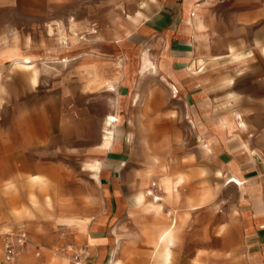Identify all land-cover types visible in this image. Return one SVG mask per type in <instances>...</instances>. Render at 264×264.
I'll list each match as a JSON object with an SVG mask.
<instances>
[{"label":"rangeland","instance_id":"obj_1","mask_svg":"<svg viewBox=\"0 0 264 264\" xmlns=\"http://www.w3.org/2000/svg\"><path fill=\"white\" fill-rule=\"evenodd\" d=\"M168 1L13 0L11 6L0 8V264H19L23 255L30 258L31 264H56L57 258H64L70 264L79 261L84 264L88 249L83 237L65 219L83 218L87 211L104 208L103 187L107 185L97 182L88 164L104 158L105 153L101 151L103 111L111 101L114 105L115 93L110 90L105 93L106 88H91L80 58L68 63L55 58V49L62 44L61 37L65 35L70 43L71 37L77 34L85 51L112 56L101 47L105 43L100 39L104 29L124 37L126 30L135 26L128 15H135L139 10L150 15ZM198 3L207 27L203 35L194 39H205L212 53L219 54L209 56V70L213 74L220 64V81H215V86L225 90L230 86L229 81L233 83V103L214 104L212 111L215 113L218 106L222 111L234 112L255 105L254 122L259 131L255 138L257 144L264 145V135H260L264 133L261 116L264 112V0H198ZM195 6L190 7L188 15ZM119 45L123 47L122 43ZM15 48L22 55L31 52L36 55L26 58L31 63L16 66L18 56L9 51ZM152 53L155 58L158 49ZM113 57L116 61L122 59L126 67V56L118 60ZM217 57L219 63L214 62ZM31 64L36 66L33 69L23 66ZM35 68L38 76L34 81ZM139 78L141 88L134 92L147 96L146 112L166 116L144 120L142 127L136 126L138 131H131L128 162L125 171L120 173L117 188L132 204L135 195L145 191L143 173L149 167V157L156 156L164 178L181 181L176 188V202L166 201V209L159 218L163 224L174 218L180 225L173 264H252L250 259L258 254L252 250L257 246L264 255V240L256 244L257 235L250 237L242 231L237 185L228 184L224 175L219 176L216 157L203 153L198 131L171 128L170 109L183 116L184 107L174 99L160 74L150 72ZM226 94L222 92L223 96ZM222 118L220 126L227 129ZM226 132L223 142L227 148L235 135L228 129ZM217 137L220 143V135ZM235 144L230 146L232 153L239 150ZM262 149L264 155V146ZM229 166L238 172L233 163ZM33 175L42 176L45 183H34ZM160 178V173H156L151 181L157 185L146 186L166 197L168 189ZM151 200L148 195L142 203ZM196 204L200 207L193 209L192 205ZM39 211L44 214L41 218ZM31 214L33 228L38 223L43 230L28 229L26 221ZM112 216L115 228L111 238L115 249L125 252L127 246L128 258L123 264H147L142 259L144 241L135 235L136 226L131 217L125 211L117 213L115 207ZM81 222L85 227L86 222ZM20 232L27 234V242L17 247L16 256L10 261L5 243L15 242ZM50 242L53 252L45 248ZM253 264H264V260Z\"/></svg>","mask_w":264,"mask_h":264},{"label":"crops","instance_id":"obj_2","mask_svg":"<svg viewBox=\"0 0 264 264\" xmlns=\"http://www.w3.org/2000/svg\"><path fill=\"white\" fill-rule=\"evenodd\" d=\"M12 1L0 0V8L11 6ZM195 4H199L198 0H170L150 15L145 14L142 10H139L135 15H128L135 26L132 29L130 28L128 33L127 29L124 37L116 36L109 29H104L100 39L104 40L105 43L101 44V47L102 49H107L112 54L109 57L85 51L77 35L72 36L73 45L71 47H67V45H63L62 43L55 49V58L61 62L68 63L78 58L81 59L80 66L85 62H97V66L107 82L104 84L97 81L94 82L92 77L83 70L89 76L91 88L94 87L95 90L97 88H106L105 93L108 90L115 93L114 105H112L113 103L111 101L104 108L103 113L105 118L102 130L103 134L104 131H113L114 143L107 150L103 148L101 143V151L105 155L103 159H95L102 161L99 169H91L88 166L93 171L97 182L102 184V186L107 185L103 187L104 208L96 211H87L83 218H76L77 220L85 221V227L78 224H74L76 226L73 225L75 228L74 232L83 237L84 244L88 249V255L84 264H113V259L117 257H120L123 261L128 258L127 246L125 252H119L115 249L113 239L111 238V231L115 228V221L112 216L114 207L117 213L125 211L131 217L132 223L136 226L135 235H138V224L140 222L146 223L152 221L148 216H140L135 208V200L138 195L143 194V199L148 196L146 194L148 186L144 185L143 179L142 185L146 189L135 195L132 204L129 202V198L124 195L123 191L117 188L120 173L125 171L124 169L128 162L126 156L131 148V139H133L131 131H138L136 126L142 127L144 120L162 119L166 116L165 113L160 112L153 113V115L148 114L144 108L147 103V96H143L139 91L134 92V89L141 88V80L139 77H145L150 72L160 74L163 82L168 84L170 93L174 96V99L178 100V103L184 107L183 116H179L177 112H172L173 110L171 109L168 113L170 126L171 128L174 126V131H182L183 128L184 131H198L201 146L207 141L208 134L215 133L217 136L220 135V143L218 141L213 147L216 154L214 152L206 153L203 149L202 151L207 156L216 157L219 176H225L224 173L228 169L229 164L233 163L236 166L241 178L245 181L243 188H240L236 184L239 199L238 216L242 231L250 237L257 235L258 242L256 244L264 240V203L262 202L264 200V188L260 187L261 185L264 186V160H259L253 155H250L240 137H234L229 140L226 148L223 138L227 136V129L220 126L221 117L227 114L239 113L247 124L246 131H243L241 137L248 138L251 149L258 152L263 151L262 147L264 145L257 144V139L255 138L259 132L254 122L257 117V109L254 105L245 110L231 112L222 111L221 106H218L215 113L212 111L214 104L222 105L228 104V102L233 103V83L229 81L230 86L225 90L215 86L214 82L220 81V64H217L216 74H213L212 72L214 71L209 70V56H217L219 54L212 53V49L206 45L205 39L202 38L197 41L194 39V37H199L198 35H203L204 31L202 29H198L197 27L193 28L192 31L187 29V24L189 23L188 11ZM140 12L142 13L141 15H139ZM198 16L199 20L207 27L201 12H199ZM120 43H122L123 47L119 45ZM156 48L158 49V53L153 58L152 52ZM9 51L13 53L11 55L18 56L15 59L16 66H20L23 63H31L26 58L30 56L34 57L35 55L32 52L27 55H22L17 48L10 49ZM123 55L126 56V67L118 65L117 63L118 61L122 63V59H118ZM162 55L166 59L161 63L160 58ZM113 56L118 57V61ZM148 59L164 65V69L155 72L151 69L149 63H147ZM215 61L219 63L220 58L217 57L214 59ZM36 64L33 66L27 65V68L33 69ZM164 73L168 76V80L178 87L179 90L176 94L173 93L171 85L163 79L162 75ZM131 74L136 75V78H132ZM117 75H119V79L115 78ZM223 91L227 93L225 96L222 95ZM111 115H117L118 121L115 124L107 123V119ZM261 116L264 118V112L261 113ZM181 120H184V123H180ZM260 135L263 136L264 133ZM233 142L239 148L234 153L230 150ZM262 157L264 158V155ZM150 168H152L150 177L151 185L156 183L151 181V178L156 173H160V181L163 186L169 187L171 192L177 195L176 188L181 181L177 182L172 177L166 180L158 163L153 167L150 166ZM150 168L148 167L147 170ZM33 181L41 184L45 183V179L40 175H33ZM39 212V218L43 217V212ZM26 223L31 232L34 229L37 231L43 230L38 223L33 228L34 219L32 214ZM179 230L180 225L170 245L172 250V264L174 247ZM133 241L132 239L131 242ZM143 241L144 246L147 245L144 238ZM45 248H48L51 252L54 251L52 250L51 242ZM258 248L260 247L257 246L256 249L252 250L258 251V254L250 259L252 264L264 260V255ZM142 259L144 263H148L149 256L144 255ZM31 263L32 261L27 255H23L19 260V264ZM55 263L70 264L64 258H57ZM153 263L154 260L149 262V264ZM36 264H43V262H37Z\"/></svg>","mask_w":264,"mask_h":264},{"label":"bare ground","instance_id":"obj_3","mask_svg":"<svg viewBox=\"0 0 264 264\" xmlns=\"http://www.w3.org/2000/svg\"><path fill=\"white\" fill-rule=\"evenodd\" d=\"M199 7H200V4H197L195 6V8L191 9V11L189 12V15H188V22L189 23L187 24V28L189 31H192V29L195 27H197L198 29H202V31H204L206 29V26L204 25V23L202 21H200L198 18L199 17L198 15L200 12ZM129 31L130 30L128 29L127 33ZM75 35H77V34H75ZM61 39H62L61 42L65 45H67V47H71L73 45V37H71L70 43L66 41L65 35L62 36ZM160 59H161L160 62L162 63L164 61V57L161 56ZM26 61H28V60H26ZM117 63H118V65H122L121 61H118ZM147 63H149L151 69L154 70L155 72L159 71L161 69H164V65H161L160 63L158 64L157 62L151 61L150 59H148ZM23 66H25V65H23ZM81 67L89 76L92 77L94 82L97 81L101 84H104L105 82H107L106 78L103 77V75L101 74L99 67L97 66V62H85L81 65ZM142 69H143V67H142ZM37 72H38L37 68L34 69V74H33V80L34 81L36 80V77L38 76ZM162 77H163V79H165L169 83V85H171L173 93H177L178 87L168 80V76L165 75V73H164V75H162ZM115 78L119 79V75H117ZM234 112H236V111H234ZM222 119H223L224 126L230 131V133L235 135V137H240L242 143L244 144L247 152L250 155H253L254 157H256L259 160H264V158L262 157V155L260 153L261 151L258 152L256 150L251 149L248 138L241 137L243 131H246L247 124L245 123V121L243 120V118L241 117V115L239 113L228 114L226 116H223ZM117 121H118L117 115H111L107 119V123H109V124H115ZM112 133H113V131H110V130L104 131L102 146L106 150L110 149L114 143V136L112 135ZM206 139H207V141L204 142L201 147H202L204 152L213 153L214 152L213 147L218 142V137L214 134L213 135L208 134V137ZM149 163H150V166L153 167L155 164H157V157L151 155L149 157ZM101 165H102L101 160H93L92 162H89V164H88V166L91 169H99L101 167ZM150 166H149V168H150ZM151 170H152V168H150L149 170H146L143 173V176L146 177V179L144 180L145 186H146V184L150 183V179H148V178L151 177ZM224 174L226 176V182L227 183H235L240 188L244 187L245 181L243 178H241L240 174L234 169V166H229ZM36 178L39 179V177H37V176H36ZM31 179H33V178H31ZM40 180H43V179H40ZM260 187L262 188L263 185H261ZM167 189H168V195L165 197V196H160V195L155 194L153 192V190L148 187V189L146 190V194L151 195L152 200L149 201L148 203H142V200L144 197L143 194L138 195L136 200H135V208L138 211V214L140 216L141 215L142 216H148L150 218V220H152L151 222H146V223L140 222L138 224V227H139L138 235L141 236L142 239L144 238L145 242L147 244V245H145L144 253L147 256L150 255V258H149L147 264H149V262L152 260H154L153 264H172V259H171L172 250H171L170 245L172 244V242L176 236L179 224H177V219H174V218L172 219V221L170 223L163 224L160 222L159 218L162 216V214L164 213V210L166 209L165 208V202L166 201L169 203L176 202L178 196L174 195L171 192L169 187H167ZM198 206H199V204L192 205V208L196 209V208H198ZM168 214L170 215L171 211H169ZM65 222L67 225L72 226V227L74 224L82 225L81 220H79V219L77 220L74 218H66ZM74 226H76V225H74ZM123 262H124L123 259H121L120 257L113 259V264H123Z\"/></svg>","mask_w":264,"mask_h":264},{"label":"built area","instance_id":"obj_4","mask_svg":"<svg viewBox=\"0 0 264 264\" xmlns=\"http://www.w3.org/2000/svg\"><path fill=\"white\" fill-rule=\"evenodd\" d=\"M15 240H16L15 242H11L10 240H7V242L5 243L6 257L10 261L14 260L16 256L17 247L23 246L27 242V234L25 232H20L16 236ZM77 264H81L80 261L77 262Z\"/></svg>","mask_w":264,"mask_h":264}]
</instances>
